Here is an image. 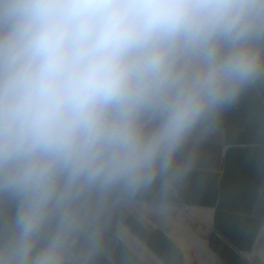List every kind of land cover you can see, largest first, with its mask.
I'll return each mask as SVG.
<instances>
[{
	"label": "clouds",
	"instance_id": "1",
	"mask_svg": "<svg viewBox=\"0 0 264 264\" xmlns=\"http://www.w3.org/2000/svg\"><path fill=\"white\" fill-rule=\"evenodd\" d=\"M258 82L264 0H0V264H99Z\"/></svg>",
	"mask_w": 264,
	"mask_h": 264
},
{
	"label": "crops",
	"instance_id": "2",
	"mask_svg": "<svg viewBox=\"0 0 264 264\" xmlns=\"http://www.w3.org/2000/svg\"><path fill=\"white\" fill-rule=\"evenodd\" d=\"M186 154L192 169L163 207L153 188L115 208L99 264H243L264 242V82Z\"/></svg>",
	"mask_w": 264,
	"mask_h": 264
}]
</instances>
